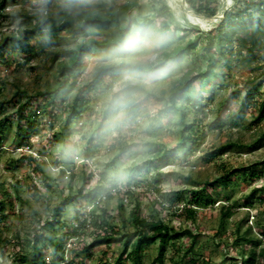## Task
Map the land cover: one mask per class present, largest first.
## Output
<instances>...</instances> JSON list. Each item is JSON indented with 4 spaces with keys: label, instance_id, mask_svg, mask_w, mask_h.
I'll return each instance as SVG.
<instances>
[{
    "label": "rangeland",
    "instance_id": "rangeland-1",
    "mask_svg": "<svg viewBox=\"0 0 264 264\" xmlns=\"http://www.w3.org/2000/svg\"><path fill=\"white\" fill-rule=\"evenodd\" d=\"M135 1L143 8V17L152 22L144 20L141 26L132 23L124 47L92 50L85 69L66 75L63 87L57 78L54 54L91 37L103 40L104 35L91 32L87 37L73 38L66 31L36 30L30 34L31 46L36 48L33 54L9 45L0 55V202L5 208L0 211L1 218L5 216L0 220V264H35V236L47 264L53 258L47 236L60 244L59 264H134L122 254L121 241L101 243L91 251L85 247L101 232L93 225V212L99 214L106 208L112 226L124 230L126 221L125 231H131L130 214L137 203L142 217L161 218L183 234L179 241L169 243L165 264H247L252 245L239 237L264 240V228L259 225L264 219V203L258 199L264 197L259 191L264 187V139L252 145L264 132V120L256 122L264 102V44L253 55L242 51L238 43L222 52L217 41L209 50L203 48L209 33L236 0H220L217 15L210 19H205L208 16L204 13L197 14L188 0H165L182 28L167 33L160 28L150 0H0L4 6L0 8V42L6 35L18 36L33 29L48 12L59 18L62 12L79 15L100 5ZM136 15L132 9V22ZM178 47H185L182 56L165 60V52ZM141 54L156 57L146 69L150 87L141 90L148 106L133 109L127 126L114 135L116 111L109 97L122 78L111 72L98 75V69L122 65L126 72L127 61ZM190 71L199 72L200 78L177 100L178 110L167 109L174 82ZM56 89L53 106L48 105L51 96L37 98L38 92ZM76 97L78 105L87 106L86 112L73 108ZM28 102L29 107L23 108ZM74 112L82 113L77 116ZM192 125L193 131L188 129ZM230 142L236 145L231 147ZM219 148L223 149L218 156L209 155ZM23 156L37 158L43 170ZM134 167L139 170L132 172ZM227 172L232 175L226 185L207 184ZM158 173L165 175L158 185L161 194L156 193L152 179ZM114 178L119 180L121 192L112 190ZM99 182L104 190L96 203L78 195L83 185L85 194ZM205 187L213 204L204 202L195 207L197 217L193 220L183 208L193 200L191 190L206 195L202 191ZM181 191L185 203L173 205L169 200ZM68 198L73 200L64 207L58 226L44 229L54 209ZM155 200L164 203L154 206ZM224 204L234 205L235 214L221 229ZM80 220L86 223L83 235L67 237ZM187 229L196 237H190ZM263 250L264 241L258 252ZM158 254L159 244L147 248L140 256L141 264H151ZM258 264H264L262 255Z\"/></svg>",
    "mask_w": 264,
    "mask_h": 264
},
{
    "label": "trees",
    "instance_id": "trees-1",
    "mask_svg": "<svg viewBox=\"0 0 264 264\" xmlns=\"http://www.w3.org/2000/svg\"><path fill=\"white\" fill-rule=\"evenodd\" d=\"M192 9L195 10L197 14L204 13L206 16L217 15L218 6L220 0H188ZM236 5L225 12V15L215 28L209 33L207 37V45L203 48L209 50L211 46L217 41L219 50L222 52L228 46H233L235 43H238L241 50H247L248 53L256 54V51L261 48L264 44V0H236ZM153 9L157 13V17L160 18L159 26L164 33L167 32H179L182 28L176 24L175 14L167 4L165 0H150ZM4 6L1 4L0 8ZM132 9L136 10L137 15L135 16L134 22H132ZM143 8L138 2H128L127 4L121 6L114 5H100L98 8H93L88 11H85L79 15H73L69 12H62L59 18L55 17L53 12H48L43 16V19L36 24V26L31 30H26L22 35L12 33L6 35L2 42H0V55H4L3 51L9 46L13 45L22 49V51L31 55L36 51L34 46H31L30 43V34L34 33L36 30L50 29L54 33H60L63 31L68 32V34L73 38L88 36L91 32L96 33L97 35H104L105 39L100 40L95 37H91L88 40H85L82 43H79L76 47L70 48L64 51L56 52L53 56V63L58 62V72L57 78L60 83V87L66 85L67 81L63 82V78L66 75H74L83 71L86 67L85 60L90 55L92 50H102V51H113L121 47L126 46L128 43L129 31L132 28V23L137 26H141L144 20H147L149 23L152 20H148L143 17ZM257 14H260V18H257ZM243 35V38L240 36ZM263 42V43H262ZM169 43V42H168ZM168 43H164L168 45ZM249 44V46H248ZM185 47L173 48L170 52H165L164 58L168 59H179ZM65 57V59H61ZM113 73V75L123 78L124 70L122 65H103L98 69V75ZM200 78L199 72L190 71L183 75V77L174 82L172 88L169 91L168 105L166 106L169 110H178L176 104L177 100L186 95L195 82ZM116 79V78H115ZM57 90H45L43 92L37 93V98H47L51 96L49 106H53L56 99ZM30 102V101H29ZM26 103L23 108L29 107L30 103ZM79 98L76 97L74 100L73 108H81L82 112L88 110L85 104L78 105ZM197 105H200L199 102H196ZM3 108V106H1ZM76 111V109H74ZM202 111V108H201ZM82 112H74L75 115L79 116ZM184 115V114H182ZM26 117V116H23ZM264 120V102L260 106V114L256 119L257 123H261ZM188 129L192 131L195 130V126H189ZM264 139V132L255 140L252 145H257ZM1 133H0V142H2ZM231 147L236 145L234 142H230ZM223 148H219L216 151L209 153L210 156H218L219 152ZM122 150V149H121ZM23 159L32 161L37 164V169L43 170V167L38 163V159L32 156H23ZM58 163V162H57ZM147 165L150 164V161L146 162ZM139 167L132 168V172H137ZM232 175V172H227L224 176L217 178L214 182L207 183L208 185L215 186L216 182H221L226 185L229 177ZM251 175L258 176L257 174L251 173ZM165 175L158 173L156 176H153V181L156 184L155 191L157 194H161L163 191L161 188H158L162 183V178ZM74 177V176H72ZM92 177V176H90ZM103 177L108 180L106 174ZM84 178V177H83ZM112 190H117L121 192L119 187V180L114 178L111 180ZM85 186L83 185L78 190V195L85 196L88 200L93 203H96L98 197L102 195L104 190V185L102 182H99L96 187L90 190L88 193H84ZM206 193V187L203 190ZM260 193L264 194V187L261 188ZM193 193L192 202L186 203L183 212L186 213L191 219H196L197 210L195 207H200L204 202L208 205L213 204L210 194L202 195L200 190H191ZM130 195H133L134 191L129 190ZM169 201L175 205L179 202H184L183 191L175 192ZM206 198L210 200H206ZM72 198L64 200L59 206L54 209V212L48 220L43 224V228H56L60 223L61 219L59 216L62 215L63 209L68 205ZM123 199V198H121ZM205 199V200H204ZM259 201L264 203V197L258 198ZM157 204H163L160 200H155L154 206ZM3 202H0V211H4ZM121 208L125 209V204L121 203ZM141 205L137 203L133 208L129 223L133 230L125 231L127 229L126 221H123L124 230L116 229L112 226L110 222V214L106 208H101L99 214L93 212V225L96 228L100 229L101 232L98 233L94 241L85 247L86 251L93 250L96 246L101 243H111L112 241H121L123 242V251L122 254H127V259L132 261L134 264H141L140 256L141 254L149 247L159 244V254L153 260L151 264H165V255L168 248V245L171 241H179L183 234L176 232L173 227H170L168 223L164 222L163 219H150L141 216L140 213ZM234 205H223L221 208V229H224L226 223L231 219L235 214ZM1 213V212H0ZM5 216H0V220L4 219ZM81 221V220H80ZM86 223L81 221L77 228H74L68 231V234H65L67 237L72 235L73 237L80 238L83 235V230ZM259 225L264 228V219L261 220ZM239 230V229H238ZM187 234L190 237L195 238L196 236L189 229L186 230ZM63 236L65 238L66 236ZM264 239V232L263 236ZM47 245L51 248L53 258L50 261L51 264H59L56 256L60 252V244L58 241H55L50 236L45 238ZM239 241L250 243L252 248L247 253V264H258V257L261 255L264 257V250L260 253L258 252V247L262 245L264 240L255 238L253 236H240ZM32 243V242H31ZM38 236L34 237L33 247L34 254L37 255L35 264H47V260L44 255L38 249ZM61 246V251H62ZM62 259L63 254H62Z\"/></svg>",
    "mask_w": 264,
    "mask_h": 264
},
{
    "label": "clouds",
    "instance_id": "clouds-1",
    "mask_svg": "<svg viewBox=\"0 0 264 264\" xmlns=\"http://www.w3.org/2000/svg\"><path fill=\"white\" fill-rule=\"evenodd\" d=\"M155 60L156 57L150 54L134 55L127 61L128 68L122 80L113 86L109 102L116 111L114 135L117 131L127 126L130 113L133 109L148 106L146 97L141 90L150 87V81L146 76V69ZM91 70L90 68L89 71Z\"/></svg>",
    "mask_w": 264,
    "mask_h": 264
},
{
    "label": "bare ground",
    "instance_id": "bare-ground-1",
    "mask_svg": "<svg viewBox=\"0 0 264 264\" xmlns=\"http://www.w3.org/2000/svg\"><path fill=\"white\" fill-rule=\"evenodd\" d=\"M210 18H211V17L208 16V17H206L205 19H210Z\"/></svg>",
    "mask_w": 264,
    "mask_h": 264
}]
</instances>
